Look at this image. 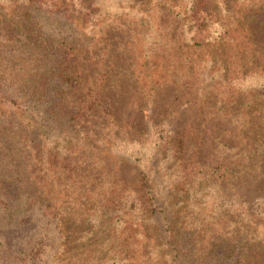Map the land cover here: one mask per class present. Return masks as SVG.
Instances as JSON below:
<instances>
[{
	"label": "rangeland",
	"instance_id": "374dc122",
	"mask_svg": "<svg viewBox=\"0 0 264 264\" xmlns=\"http://www.w3.org/2000/svg\"><path fill=\"white\" fill-rule=\"evenodd\" d=\"M85 2L0 0V264L47 202L137 228L52 264H264V0H199V32L167 0Z\"/></svg>",
	"mask_w": 264,
	"mask_h": 264
},
{
	"label": "trees",
	"instance_id": "16d2710c",
	"mask_svg": "<svg viewBox=\"0 0 264 264\" xmlns=\"http://www.w3.org/2000/svg\"><path fill=\"white\" fill-rule=\"evenodd\" d=\"M185 0H167L162 7L158 8V13L160 16L166 14L165 16L170 17L173 24L178 25L180 28L183 25H188V31L192 28H196L197 32L201 30L203 25L199 24L200 21V11L202 2L199 0H191V6L188 7L184 4ZM79 4L80 10L88 11L89 6H86L85 0H77ZM158 5V4H157ZM98 9L91 12L92 16L96 15L101 17L105 15L106 12H97ZM184 14V16H182ZM182 31V29H181ZM183 32V31H182ZM195 32V34H198ZM182 34V33H181ZM71 41H67V44H71ZM185 47V46H184ZM65 83L69 85L67 89H73L76 84V80L72 77V73L70 72V66L68 63V59L65 60ZM154 68L159 66L158 63L153 64ZM63 115L68 116V110L66 107L63 108ZM70 120V118H69ZM146 188L147 192H150L151 189L147 184H144L143 189ZM90 193L92 191H89ZM154 200V199H153ZM86 203H82L79 205V208L85 206ZM157 210H153V214L156 216L159 215L160 218H163L165 221L164 226L168 225V222L172 220V213L169 215L166 208L160 207L155 203ZM95 207L91 208H83L79 211L77 215V220L71 224L68 223L67 220L62 216L55 214L51 203L39 204L38 205V215L41 216L40 219H36L33 223V229L30 231H24L19 233V239H17L16 243L18 245L17 248V260L18 264H52L54 258L56 257L57 250L59 249V245L66 246L67 241L72 238V234L75 235V239H77L80 244H89L95 245L97 243L106 244L105 248H108L110 244L114 243L116 239L121 238L124 242H127L131 239V236L127 233H124V230L127 227H133L137 232L136 225H129L127 221H123L124 226L121 230L119 229V224L122 223L120 220L119 223H116L118 220H114L110 216H108L107 211L109 209L106 207H97V211L100 214V218H98L97 224L94 223L93 227H87L90 223L89 216H93L95 214ZM143 211V206L140 207ZM46 217V219H45ZM78 225V226H76ZM91 230L94 232L91 233ZM134 231V233H135ZM166 233V230L164 231ZM78 235V236H77ZM171 246L172 243H169ZM55 251V253H54ZM9 252V250L7 251ZM173 252H176V249H173ZM210 258L213 260L214 264H238V254L234 251L227 252L219 249H215ZM103 263H105L103 261Z\"/></svg>",
	"mask_w": 264,
	"mask_h": 264
}]
</instances>
